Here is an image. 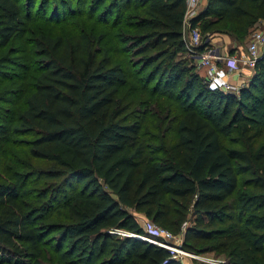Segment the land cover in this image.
<instances>
[{
	"label": "trees",
	"instance_id": "obj_1",
	"mask_svg": "<svg viewBox=\"0 0 264 264\" xmlns=\"http://www.w3.org/2000/svg\"><path fill=\"white\" fill-rule=\"evenodd\" d=\"M132 1L142 13L132 51L144 63L143 82L181 112L164 146L167 156L157 157L141 138L140 123L126 117L118 94L127 82L125 57H115L120 52L93 48L85 33L37 36L40 67L11 132L29 136L22 141L29 156L56 168L31 199L18 183L0 181V264H40L47 245L73 264L91 258L90 264H183L138 239L143 226L129 209L167 230L187 222L185 242H211L225 258L220 264H264V48L236 92L210 90L205 68L200 74L191 56L175 66L188 55L185 0H109L106 12L119 8L113 26ZM206 6L188 25L212 37L220 29L240 43L264 21V0H207ZM20 16L17 0H0V46ZM233 130L262 142L254 152L224 148L221 138ZM240 178L250 191L239 190ZM55 211L64 212V222L48 221Z\"/></svg>",
	"mask_w": 264,
	"mask_h": 264
},
{
	"label": "rangeland",
	"instance_id": "obj_2",
	"mask_svg": "<svg viewBox=\"0 0 264 264\" xmlns=\"http://www.w3.org/2000/svg\"><path fill=\"white\" fill-rule=\"evenodd\" d=\"M108 1L101 4V0H17L20 5V23L9 42L5 46H0V181L18 183L24 197L31 199L35 197L36 191L43 190L52 181L47 179L45 174L56 168L52 161L29 156L22 142L29 136H18L11 132L15 114L21 109L23 99L30 91L33 78L40 67L34 52V40L39 35L68 37L85 33L91 37L93 48L100 51L107 47L113 54L120 52L115 57L118 59L125 57L127 82L119 89L118 94L122 104L127 107L126 117L140 123V136L157 157L167 156L164 146L175 135L180 109L176 102L155 90L153 83L143 82L144 63L134 53L135 51H132L141 33L135 28V22L142 16L141 11L135 8V2L132 1L129 10L122 14L121 23L113 26L117 21L116 14L119 8L106 12L103 8ZM206 5L207 0H203L199 5V11L207 7ZM220 26L219 24L215 27ZM198 30L202 32L200 26ZM253 31L264 33V22H260ZM115 35L120 37V40L116 38L113 40ZM222 43L229 44V39L222 38ZM247 43L248 39L240 42L243 49ZM190 59L186 54L178 56L175 66H182ZM195 68L200 74L203 73L196 64ZM240 73H243L242 65ZM236 79L240 81L241 78ZM238 81L237 83L241 84ZM261 142V137L243 136L238 130H233L229 136L221 138L224 148L247 149L252 152ZM239 190L248 192L251 187L244 185L240 178ZM232 199L229 198L228 201ZM128 211L140 225L147 221L151 222L142 211L134 209ZM56 212L48 221L64 222V212ZM186 224L187 222H184L177 230L163 226L173 234L177 245L199 256L197 260L183 257V264H220L225 261L222 254L211 250L209 241L193 240L186 243L183 235ZM91 261L94 259L79 264H90ZM40 264L73 263L60 258L56 250L47 245L40 258Z\"/></svg>",
	"mask_w": 264,
	"mask_h": 264
},
{
	"label": "built area",
	"instance_id": "obj_3",
	"mask_svg": "<svg viewBox=\"0 0 264 264\" xmlns=\"http://www.w3.org/2000/svg\"><path fill=\"white\" fill-rule=\"evenodd\" d=\"M202 0H185L184 24H187V31L184 30L185 49L192 57L198 68H205L204 81L208 89H222L225 91H235L238 87L231 84L239 63H243L250 68H254L262 49L264 48V33L252 32L249 42L244 51L238 56H227L223 54L220 45L216 44L214 38L209 33H202L198 28L190 29L188 21L198 13V8ZM201 47V52L198 48ZM261 51V52H260ZM143 226L144 234L137 236L138 239L165 248L170 252L171 258L183 261V257L192 260L199 259V256L188 252L175 243L173 234L165 228L147 221ZM113 233L124 236L126 232L114 230Z\"/></svg>",
	"mask_w": 264,
	"mask_h": 264
},
{
	"label": "crops",
	"instance_id": "obj_4",
	"mask_svg": "<svg viewBox=\"0 0 264 264\" xmlns=\"http://www.w3.org/2000/svg\"><path fill=\"white\" fill-rule=\"evenodd\" d=\"M202 2H203V0L201 1L200 4H202ZM187 29H188L187 24H184V30L187 31ZM253 30H251L250 34L246 37V39H248V42H249V39H250V36H251V33ZM212 35L214 36L213 38H214L215 43L220 45V47L222 48L223 54H225L227 56H234L235 57V56L240 55L244 51V49H243L242 45L239 43V41H237L233 36L224 33L222 30L218 29L215 33H212ZM222 38H228L229 44L228 43L223 44ZM246 39L244 41H246ZM240 65H242V67H243V73L239 74ZM200 69H202V68H200ZM232 74H234V76L232 78V81H230V82L232 85L239 88L241 85L246 84L249 81V79L251 78V74H253V69L246 66L243 63H239L237 66V69L235 71H233ZM244 74H245V77L243 76ZM236 77H240L241 78L240 81H238V79H236ZM243 79L245 81L246 80L247 81L244 82ZM234 80H236V81H234ZM237 81L241 82V84L237 83ZM235 92H236V90H235Z\"/></svg>",
	"mask_w": 264,
	"mask_h": 264
}]
</instances>
